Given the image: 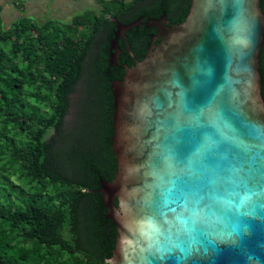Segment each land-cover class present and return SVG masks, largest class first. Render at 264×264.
<instances>
[{
	"label": "water",
	"instance_id": "water-1",
	"mask_svg": "<svg viewBox=\"0 0 264 264\" xmlns=\"http://www.w3.org/2000/svg\"><path fill=\"white\" fill-rule=\"evenodd\" d=\"M261 2L192 0L174 25L163 14L113 82L109 264H264Z\"/></svg>",
	"mask_w": 264,
	"mask_h": 264
},
{
	"label": "trees",
	"instance_id": "trees-1",
	"mask_svg": "<svg viewBox=\"0 0 264 264\" xmlns=\"http://www.w3.org/2000/svg\"><path fill=\"white\" fill-rule=\"evenodd\" d=\"M145 1L98 0L101 11L87 10L70 23L39 25L23 17L6 30L0 5V264H109L118 232L105 218L99 189L117 171L113 104L106 95L100 103L86 99L94 120L89 143L65 136V116L85 73L87 48L109 22L99 16L122 22L124 12ZM191 1L155 0L140 12H166L181 24ZM260 6L264 13V0ZM99 66L107 94L109 64L102 59ZM260 72L264 99V45ZM96 78L88 80L89 90Z\"/></svg>",
	"mask_w": 264,
	"mask_h": 264
},
{
	"label": "flooded vegetation",
	"instance_id": "flooded-vegetation-1",
	"mask_svg": "<svg viewBox=\"0 0 264 264\" xmlns=\"http://www.w3.org/2000/svg\"><path fill=\"white\" fill-rule=\"evenodd\" d=\"M153 1L155 0H147L145 3H138L134 8L124 12L123 18L125 17L126 19H122V22L114 15L105 16L101 14L99 16V18L106 17L109 22L95 33V37L87 48V54L83 62V73H85L82 75L79 85L81 91L79 93V101L84 97V99H90L89 101L94 100V103L97 98L100 103V101L103 102V95H106L107 102L113 104V82L121 81L126 73V68L132 67L135 61H141L144 58L141 57L145 52L144 48L146 43H148V45L144 56L147 54L148 47L153 37L158 35V30L152 27V24L160 19L163 14L166 15L168 21L167 25L177 24L173 23V21L167 17L166 12H163L160 16H156V14L154 16H147L142 14V11L140 12L142 8H151ZM98 11H101V7ZM104 21L105 19H103L102 22L106 23ZM118 25H120V28H118ZM86 39L87 38L84 40L79 38V44L86 42ZM161 40L162 37L158 38L155 43L158 44ZM102 59L109 64L108 75L112 77L111 83L109 84V92H106L107 94L102 92L103 86L101 87L103 73L99 64ZM93 75L98 77L96 78L97 87L89 90L87 83L88 80L92 81V78L94 80L95 77H93Z\"/></svg>",
	"mask_w": 264,
	"mask_h": 264
},
{
	"label": "rangeland",
	"instance_id": "rangeland-1",
	"mask_svg": "<svg viewBox=\"0 0 264 264\" xmlns=\"http://www.w3.org/2000/svg\"><path fill=\"white\" fill-rule=\"evenodd\" d=\"M0 5L3 7L1 16L5 30L23 17H31L39 25L49 20L70 23L75 16L87 10L98 11L100 8L98 0H0ZM80 92L78 89L71 96L70 108L65 116V136L70 141L81 142L86 139L89 143L94 120L90 118L84 97L79 105ZM67 171L72 172L71 169Z\"/></svg>",
	"mask_w": 264,
	"mask_h": 264
}]
</instances>
